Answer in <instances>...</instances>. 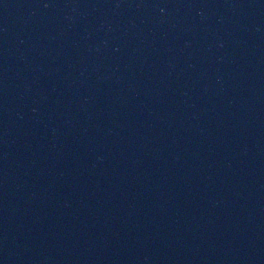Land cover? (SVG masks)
<instances>
[{"label":"water","instance_id":"water-1","mask_svg":"<svg viewBox=\"0 0 264 264\" xmlns=\"http://www.w3.org/2000/svg\"><path fill=\"white\" fill-rule=\"evenodd\" d=\"M0 264H264V0H0Z\"/></svg>","mask_w":264,"mask_h":264}]
</instances>
